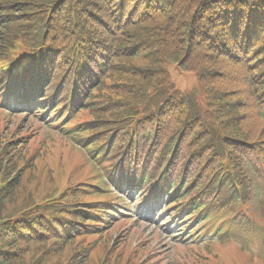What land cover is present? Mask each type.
I'll return each instance as SVG.
<instances>
[{"label":"trees","instance_id":"1","mask_svg":"<svg viewBox=\"0 0 264 264\" xmlns=\"http://www.w3.org/2000/svg\"><path fill=\"white\" fill-rule=\"evenodd\" d=\"M29 51L61 55L52 66L62 73L50 74L46 64L41 72L50 87L66 71L57 97L69 95V108L87 99L67 124L82 149L94 153L111 141L115 161L134 158L137 147L158 175L182 137L168 173L184 190L170 193L181 192L213 238L175 245L171 264H254L222 255L233 237H264V0H0V102L22 94L39 58L22 54ZM20 55L23 68L14 75ZM171 64L199 73L207 109L195 93L171 90ZM39 99L40 111L49 107L45 95ZM57 110L59 123L67 113L56 105L54 116ZM74 151L77 169L69 175V159H49L18 139L0 145V264H140L102 234L114 212L99 201L104 171L86 168L83 151ZM65 178L75 180L64 203L51 204ZM54 204L64 206L63 219L46 234Z\"/></svg>","mask_w":264,"mask_h":264},{"label":"rangeland","instance_id":"2","mask_svg":"<svg viewBox=\"0 0 264 264\" xmlns=\"http://www.w3.org/2000/svg\"><path fill=\"white\" fill-rule=\"evenodd\" d=\"M169 72L171 74V79H172V84L173 87L175 89H179L182 91H193L195 89H198V93H197V98L199 103L201 104V106H203L204 108L207 107V100H206V96L205 94L200 90L201 89V85L199 83V79H198V73L196 72H182L178 65L173 64L170 65L169 67ZM158 220L156 221V224L150 223V224H146L145 227H143L141 230L150 237V239H152L154 241L155 245H160L159 242H164V240H170V236L172 235V233L176 230H174V226H172V224H167L165 227H161V239L159 241L154 240L153 238V233L155 230V226L159 227L161 224V220L162 219H166V215L165 217H161V218H157ZM151 221H154V219H152ZM166 245V244H164Z\"/></svg>","mask_w":264,"mask_h":264}]
</instances>
